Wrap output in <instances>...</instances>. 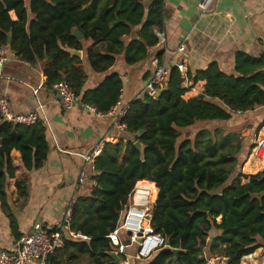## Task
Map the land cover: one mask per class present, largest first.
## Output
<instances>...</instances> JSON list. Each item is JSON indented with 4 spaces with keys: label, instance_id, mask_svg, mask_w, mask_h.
<instances>
[{
    "label": "trees",
    "instance_id": "16d2710c",
    "mask_svg": "<svg viewBox=\"0 0 264 264\" xmlns=\"http://www.w3.org/2000/svg\"><path fill=\"white\" fill-rule=\"evenodd\" d=\"M146 1L0 0V46L8 45L25 62L41 64L48 88L65 82L82 106L106 113L118 102L121 76L106 74L95 87L83 90L85 66L106 73L119 54L125 66L146 58L147 47L158 41L155 30L163 25V0L147 6ZM135 27L136 37L122 40ZM75 29L81 39L73 36ZM68 48L81 50L82 57L71 56ZM163 54L157 53L159 62ZM186 81H203L202 93L185 99ZM261 106L264 53L258 58L234 53L230 73L216 61L185 75L171 66L156 98L144 95L130 102L123 117L126 139L103 144L94 161V184L71 202V230L89 240L64 234L49 264H121L110 257L114 246L106 235L139 179L158 187L152 225L166 240V247L143 264H208L212 259L240 264L244 256L264 251V168L248 177L241 173L253 146L245 152L250 144L225 123ZM50 140L44 120L28 126L5 121L0 114V198L15 175L11 151L19 152L24 170H36L49 156ZM136 140L142 150L134 146ZM15 187L19 195L26 194L24 181H15ZM10 226L19 238L13 218ZM212 228L218 234L209 240Z\"/></svg>",
    "mask_w": 264,
    "mask_h": 264
},
{
    "label": "crops",
    "instance_id": "0c3cea01",
    "mask_svg": "<svg viewBox=\"0 0 264 264\" xmlns=\"http://www.w3.org/2000/svg\"><path fill=\"white\" fill-rule=\"evenodd\" d=\"M152 1L147 0L146 6ZM199 1L163 0V25L159 32L163 34L164 43L157 39L155 45L147 47L146 58L131 66L122 63L121 54L106 73H95L85 66L83 90L95 87L106 74L117 72L123 86L116 104L129 105L135 98L142 97L153 71L151 61L160 50L167 51L163 54V62L183 59L181 53H175L180 44L185 45L186 69L191 71L216 61L230 73L234 53L242 52L254 58L264 53V0H216L207 12L198 9ZM9 14L16 19L13 11ZM138 29L133 28L131 36L124 35L122 40L136 37ZM0 75V97L8 101L10 111L13 114L31 111L39 101L51 129L49 156L41 168L26 171L21 166L19 152L12 150L10 153L15 175L7 180L4 197L0 198V250L12 251L18 238L11 229V218L19 236L34 221H40L46 230L57 228L67 206L75 197L87 195L94 183L91 170H88L87 182L78 178L85 165L81 155L89 154L101 140L118 143L125 140L126 135L115 128L111 115L96 113L82 106L80 101L71 109L61 108L56 103L55 89L44 83L39 63L25 62L10 51ZM184 85L188 87L184 98L189 99L202 93L204 82L186 81ZM225 123L240 131L246 144L251 145L256 138L264 137V106L237 113ZM263 162L264 159L251 153L240 171L247 177L254 175L263 170ZM15 181H24L25 195L18 194ZM246 181L242 178V182ZM241 260L240 264H264V251L259 248Z\"/></svg>",
    "mask_w": 264,
    "mask_h": 264
},
{
    "label": "built area",
    "instance_id": "2783aa9c",
    "mask_svg": "<svg viewBox=\"0 0 264 264\" xmlns=\"http://www.w3.org/2000/svg\"><path fill=\"white\" fill-rule=\"evenodd\" d=\"M215 1L200 0L198 9L201 12H207L214 6ZM155 35L158 40L164 43L161 32L155 31ZM164 52L167 51L164 50ZM9 53L10 48L8 45L0 46V69L6 62ZM175 53H181L183 59L180 61L159 62L158 58H154L151 61L153 71L145 83L142 96L156 98L159 95L171 66L176 67L182 75H185L187 71L185 45L180 44ZM0 77L2 76L0 75ZM52 88L56 91V103L64 110L78 105L79 97L65 82H59L53 85ZM33 93L36 94V91L33 90ZM85 107L96 112L94 107L88 105H85ZM128 109L129 105L119 106L115 104L110 111L100 114L111 115L115 128L127 135V125L123 122V117ZM0 114L5 121L28 126L42 119L46 123L49 132H51L44 113V106L39 101L36 102L33 110L13 114L9 109L8 101L4 97H0ZM104 143L105 141L101 140L98 146L89 154L81 155L85 160V165L78 175L81 182L88 181V170H93L95 158L100 154V149ZM252 145V154L259 159H264V137L256 138ZM157 196L158 187L156 183L148 179L137 180L127 194L115 228L106 235L109 242L114 246L112 252L116 253L121 264H132L135 261L148 260L156 252L166 247L165 237L157 232L152 225L153 208ZM71 213L70 203L65 209L61 223L53 230H46L40 221L32 222L28 229L17 239L15 248L12 251L0 250V264H31L32 262L49 264V260L55 251L62 247L64 234H68L75 239L88 241L89 237L86 235L71 230ZM123 237H127L128 242H124Z\"/></svg>",
    "mask_w": 264,
    "mask_h": 264
},
{
    "label": "water",
    "instance_id": "95a60500",
    "mask_svg": "<svg viewBox=\"0 0 264 264\" xmlns=\"http://www.w3.org/2000/svg\"><path fill=\"white\" fill-rule=\"evenodd\" d=\"M118 21L119 20H115L114 22L111 23V25L116 24ZM73 36L76 37L77 39H81L82 38V34L77 29H75L73 31ZM7 41H8V43L11 42V36L10 35H8ZM66 51L71 56L82 57V51L81 50H75V49L68 48V49H66ZM142 133H143V130H141L138 134L140 135ZM134 146L137 147L139 150H142L143 149V145H142V143L139 140L134 141ZM217 234H218V232L214 228H212L209 231L208 239L209 240H212ZM174 252H176V251H174ZM110 257L112 258V260H113L114 263H119V257L116 255V253L111 252L110 253ZM208 264H212L211 263V260L208 262Z\"/></svg>",
    "mask_w": 264,
    "mask_h": 264
},
{
    "label": "rangeland",
    "instance_id": "374dc122",
    "mask_svg": "<svg viewBox=\"0 0 264 264\" xmlns=\"http://www.w3.org/2000/svg\"><path fill=\"white\" fill-rule=\"evenodd\" d=\"M86 42V44L87 45H89L90 44V41H88V40H86L85 41ZM87 66V65H86ZM197 131V129H194V132H196ZM240 132V131H239ZM253 146V145H252ZM250 147H251V145H249L247 148H245V152H248L249 151V149H250ZM251 153H252V148H251ZM123 240H124V242H128V238L127 237H123ZM242 261V260H241ZM141 264H143V261H139ZM211 263L212 264H224L225 263V260H219V261H217L216 259H212L211 260ZM133 264V263H132ZM135 264H137V262H135Z\"/></svg>",
    "mask_w": 264,
    "mask_h": 264
}]
</instances>
